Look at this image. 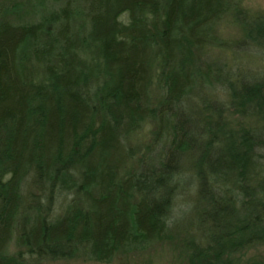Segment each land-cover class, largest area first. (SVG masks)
<instances>
[{
	"label": "trees",
	"instance_id": "trees-1",
	"mask_svg": "<svg viewBox=\"0 0 264 264\" xmlns=\"http://www.w3.org/2000/svg\"><path fill=\"white\" fill-rule=\"evenodd\" d=\"M28 6L0 5V264L108 263L176 232L189 264H240L264 245V72L195 55L264 58V14L241 0ZM230 17L234 42L215 33ZM187 191L190 214L174 208Z\"/></svg>",
	"mask_w": 264,
	"mask_h": 264
},
{
	"label": "rangeland",
	"instance_id": "rangeland-1",
	"mask_svg": "<svg viewBox=\"0 0 264 264\" xmlns=\"http://www.w3.org/2000/svg\"><path fill=\"white\" fill-rule=\"evenodd\" d=\"M31 0H0V5L7 6L11 11L12 16L14 17H24L26 6L29 8V2ZM67 1L78 2L79 0H48V2L53 4V6L65 3ZM16 6V7H15ZM241 6L246 12L247 16L251 15H262L264 14V0H241ZM15 7V8H14ZM14 8V10H13ZM11 17V16H10ZM232 18H226L218 23L215 33L218 37L226 41H238L243 36V29L240 25L236 24ZM253 26L257 24L255 21L250 23ZM264 24H258V28H262ZM256 27L254 31L256 32ZM196 58L202 63L220 65L222 67H229L232 72H246L250 71L251 73H260L264 72V58H262V53L260 51L246 52V53H233L228 52L221 48H207V50H201L196 52ZM213 62V63H212ZM153 89V88H152ZM156 89V88H155ZM156 91L153 90V94ZM155 95V94H154ZM210 98V97H209ZM153 124H148L145 128L137 131L129 137L128 144L131 148L135 150L142 151L146 144H148L151 138L150 130ZM125 165V170H128L129 165ZM191 197V194L185 192L180 195L176 200V210L182 212L188 211V208L185 206L188 199ZM191 200V199H190ZM189 200V201H190ZM61 202V200L59 201ZM188 203V202H187ZM187 208L183 209L182 208ZM58 206L54 208L56 210ZM58 210V209H57ZM57 210L55 212H57ZM175 211V210H174ZM190 214V211H188ZM181 215L178 216V220ZM180 221H178L179 223ZM181 223V222H180ZM175 240H165L156 244L151 245L150 247L142 250L132 252L126 255L118 254L112 261L108 263L99 262L94 259H89L83 255H74L68 258L57 259V260H42L34 263L27 264H189L188 258L184 250L181 248L180 242L178 240L180 233H175ZM12 244L9 251L10 253L17 252L18 249L14 248ZM245 260L240 264H261L264 263V245L255 247L248 250L245 253ZM26 261L29 257H25Z\"/></svg>",
	"mask_w": 264,
	"mask_h": 264
}]
</instances>
